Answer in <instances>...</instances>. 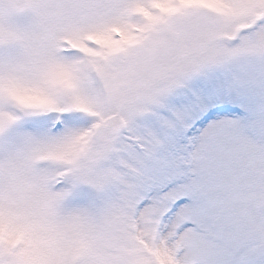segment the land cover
I'll list each match as a JSON object with an SVG mask.
<instances>
[{
  "label": "snow or ice",
  "instance_id": "6c2138e0",
  "mask_svg": "<svg viewBox=\"0 0 264 264\" xmlns=\"http://www.w3.org/2000/svg\"><path fill=\"white\" fill-rule=\"evenodd\" d=\"M0 264H264V0H0Z\"/></svg>",
  "mask_w": 264,
  "mask_h": 264
}]
</instances>
